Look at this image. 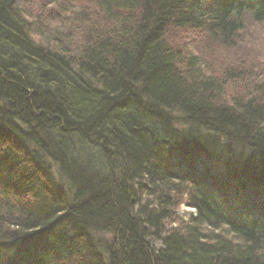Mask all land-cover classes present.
I'll use <instances>...</instances> for the list:
<instances>
[{"label":"trees","instance_id":"trees-1","mask_svg":"<svg viewBox=\"0 0 264 264\" xmlns=\"http://www.w3.org/2000/svg\"><path fill=\"white\" fill-rule=\"evenodd\" d=\"M84 3L0 0V264H264V0Z\"/></svg>","mask_w":264,"mask_h":264},{"label":"rangeland","instance_id":"rangeland-1","mask_svg":"<svg viewBox=\"0 0 264 264\" xmlns=\"http://www.w3.org/2000/svg\"><path fill=\"white\" fill-rule=\"evenodd\" d=\"M26 1H29L35 5L34 10L37 7L40 8L41 5L46 4V0ZM74 1L78 0H61L62 3L66 2L69 4L74 3ZM87 2L88 0H85V3ZM85 3L84 5L89 6ZM214 47L215 49H212V52H207V55H210L212 58H214L212 59V63H214V66L220 75V68L221 70L225 69L227 71L233 69L240 70L243 67L241 65L243 62L247 64L246 68L252 66L264 67V21L259 22L253 20L251 17H246L243 23V29L240 31L234 46L226 47L219 44H214ZM236 88L237 87L235 84V92L239 91L240 88ZM230 91H233V87L230 88ZM195 213V210L186 204H181L176 212L177 216L182 218H188ZM155 245L159 247L160 242H155Z\"/></svg>","mask_w":264,"mask_h":264}]
</instances>
